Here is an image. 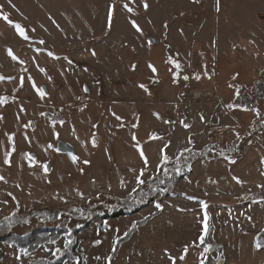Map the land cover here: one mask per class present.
Masks as SVG:
<instances>
[{
    "label": "rangeland",
    "instance_id": "obj_1",
    "mask_svg": "<svg viewBox=\"0 0 264 264\" xmlns=\"http://www.w3.org/2000/svg\"><path fill=\"white\" fill-rule=\"evenodd\" d=\"M0 6V97L7 98L0 105V223L17 211L24 218L9 222V235L53 226L43 211L71 210L78 260L59 264H172L169 256L175 264H264V246L256 248L257 241L264 245V0H0ZM61 141L75 148V163L58 150ZM205 145L216 148L211 159L198 156ZM191 147L188 174L157 181L152 202L138 196V205L128 204L145 182L161 178L164 164L163 177L177 167L179 149ZM142 204L148 206L134 215L89 220ZM142 222L110 262L116 242ZM201 236H208L204 253ZM64 244L29 255L2 244L0 264L53 261Z\"/></svg>",
    "mask_w": 264,
    "mask_h": 264
},
{
    "label": "trees",
    "instance_id": "obj_2",
    "mask_svg": "<svg viewBox=\"0 0 264 264\" xmlns=\"http://www.w3.org/2000/svg\"><path fill=\"white\" fill-rule=\"evenodd\" d=\"M238 98L236 99L235 104L236 103L238 104V101H239ZM246 103L247 102H245L244 104H245V107L247 108L248 104ZM248 110L250 109L248 108ZM255 110H258L259 112V109H255ZM254 113L256 114V111H254ZM261 117L262 115L259 112V116H257V119L258 118L260 119ZM253 128L258 129V127H256V124L253 125ZM232 147H234V145H232ZM213 148H215V146L213 147L212 145L207 146L201 154H198V156H201V157L205 156L206 158L211 159L213 155L215 154V152H212ZM194 155H195V152L193 151L181 153L174 162V165H177V167L172 168L170 172L166 174V177L162 176V174L164 173L163 172V168L165 167V164H164V166H162L159 169V177L161 178L157 177L158 179H155L150 182H145L143 188L137 192V195L130 196L128 200H126L128 204H131L132 206L138 205L137 202H135L138 196L144 198V200H146L147 202L149 201L148 203L152 202V199H153L151 198L152 189L156 187V186L153 187V185L157 181H160V180L167 181V178L168 180H170L169 182L173 183L175 179L176 180L180 179L184 175L188 174L191 171L190 166L195 161ZM178 167L180 168L178 169ZM158 193H161V195L163 194V192L160 191L159 189L157 190L156 194ZM149 195H151V197H149ZM164 195H167V194H164ZM147 206L148 204H142L141 207L135 210L134 212H132L129 209L128 211H123V212H111V211L95 212L94 214L89 216V220L92 221V220H95L96 218L101 219V220H106L110 218L116 219L122 216H130V215L139 213L140 211L145 209ZM38 213L39 212H37V215ZM72 213L73 212L71 210L61 211V212L56 211L53 214L52 212L43 211L41 212V214H39L41 215L40 217L46 219L47 221H50L54 225L44 228L42 230H39L38 232H35L28 237H23V236H18V235H9V232H10L9 222H15L14 224H16L17 221L19 222L24 219L23 217L19 216L18 211L15 212L10 218L5 219L4 222L0 223V260L2 256V251H1L2 244H11L13 247H16L17 249H19L21 253L29 255V254L36 252L37 250H39L42 246L46 244L55 243V242H58L60 239H64L65 240L64 247L62 249H59V252H57V250L55 251V256H54L53 261L39 259L33 264H59L62 262L63 263L65 262L76 263L78 260L77 250L79 248V240L76 238V233L69 231V228H68L70 218L73 216ZM35 214L36 212L32 215V217H34ZM144 222L135 223L133 227L124 235V237L120 238L116 242V245L110 255V259H109L110 262H113V259L117 256L121 245L125 241L130 239L131 236L137 230V228L141 226ZM207 237L204 236V243L200 244V247L203 249V253H204V249L206 248L205 242L207 240ZM209 259L210 257L208 256L207 261H209Z\"/></svg>",
    "mask_w": 264,
    "mask_h": 264
},
{
    "label": "snow or ice",
    "instance_id": "obj_3",
    "mask_svg": "<svg viewBox=\"0 0 264 264\" xmlns=\"http://www.w3.org/2000/svg\"><path fill=\"white\" fill-rule=\"evenodd\" d=\"M9 2H11V0H9ZM0 7H2V6H0ZM124 7H125V8H128V5L125 4ZM144 7L147 8L148 5L145 4ZM128 11H132V9H131V8H128ZM111 15H112V12L110 11V12H109V22L111 21ZM2 18H3L5 21H8L9 23H12V22L9 20V18H8L7 15H3ZM132 23H133V27H135L136 30H137L138 32L141 31V29L139 28V26L136 25V23H135L134 21H133ZM15 29H16V31L18 32V34H19L23 39H25V40L28 39V36L26 35L25 30H24L19 24H16V25H15ZM41 43H43V41H41ZM7 51H8V55H9L13 60H16V59H17V57L13 54V52H12L11 49H8ZM50 55H51V53H50ZM169 63H175V62L169 60ZM175 66H176L177 68L180 67L178 63H176ZM149 67L152 69L153 72L156 71L155 67L152 66L151 64L149 65ZM40 71L43 72L44 69H40ZM0 79H3V77H0ZM184 79L187 80L188 77H184ZM196 79H199V76H197ZM140 87H141V88H145L144 85H140ZM33 88L36 89L37 93L39 94V96H40L41 98H43V97L45 96V91H44L43 88H36V85H35L34 83H33ZM145 91H147L146 88H145ZM238 93H239V89H237V94H238ZM5 103H7V98H6V97H0V105H3V104H5ZM228 107L231 108V107H233V105H229ZM244 110L247 111L248 109L245 108ZM254 111H256L257 116H259V112H258V110H254ZM42 115H43V114H42ZM117 119L119 120V119H121V118H120V117H117ZM201 119H203V116L201 117ZM61 123H63V122H61ZM183 126H184L185 128L189 127V125H187V124H184ZM57 135H58V134H57ZM158 138H159V137H157L155 134H153L152 136H150V139H158ZM135 139H136V137L133 136V140H135ZM9 140H10V141L12 140V136H9ZM189 142H191V141H189ZM93 145L95 146V139H93ZM49 147H52V145H49ZM137 147H139V144H137ZM165 147H167V145H165ZM12 150L15 151V147H14V145H13V149H12ZM7 155L10 156L11 153H8ZM140 157L142 158L144 164L147 165V164H148V158L145 156V154H144V152H143L142 149L140 150ZM27 158H28L29 161L32 162L33 164L36 163L35 160H34V158H33L31 155H27ZM71 158H72V161H73L74 163L78 160V157H76L75 155H72ZM168 159H169V157H168L166 154H164V150L161 149V162H162V163H166V162L168 161ZM9 162H10V161H9L8 159L5 160V163H9ZM262 162H264V161H262ZM85 163H88V161H85ZM232 163H235V161H232ZM43 169H44L45 172H47V171H48V166H47V165H43ZM141 175H143V172H141ZM0 179H2V177H0ZM233 179H236L238 183L241 182V181H239L238 178H236V177H233ZM137 180H138V183H143V180H140L139 177H137ZM201 205H202V207H203L204 209H207V207H208V205H207L205 202H203V201H201ZM156 207L159 209V208H161V205H160V204H157ZM208 218H209V217H208L207 213L205 212L204 221H203V223H204V232H205V233H207V231H208V224H207V220H208ZM249 219H250V218H249ZM199 240H200V243H201V244L204 243V237H203V236H201V237L199 238ZM69 243H70V242H69ZM96 243H99V241H97ZM66 246H67V245H66ZM262 246H264V245H262L259 241H257V243H256V248H257V249H260ZM187 251H188V246H185V248H184V252L187 253ZM204 251L207 252V251H208V248H205ZM57 252H59V249H57ZM169 259L172 260V264H175V259H174L173 257L169 256ZM180 259L183 260V259H184V256H181ZM200 264H203V260H201Z\"/></svg>",
    "mask_w": 264,
    "mask_h": 264
},
{
    "label": "water",
    "instance_id": "obj_4",
    "mask_svg": "<svg viewBox=\"0 0 264 264\" xmlns=\"http://www.w3.org/2000/svg\"><path fill=\"white\" fill-rule=\"evenodd\" d=\"M58 150L62 153V154H66V155H75L76 154V150L75 148L67 143V142H64V141H61L59 144H58ZM31 155L34 160H37V156L36 154L34 153H31L29 154ZM191 167V166H190ZM48 169H49V166H48Z\"/></svg>",
    "mask_w": 264,
    "mask_h": 264
},
{
    "label": "crops",
    "instance_id": "obj_5",
    "mask_svg": "<svg viewBox=\"0 0 264 264\" xmlns=\"http://www.w3.org/2000/svg\"><path fill=\"white\" fill-rule=\"evenodd\" d=\"M211 74V73H210ZM237 74H234V76H236ZM205 77H207V75H204ZM212 76V75H211ZM229 87L231 86V84H229L228 85ZM237 89H239L238 87L237 88H231V90H232V92H233V94L235 95V96H237L236 97V99L239 97V94H240V89H239V93L237 94ZM234 96V97H235ZM190 139H191V137H190ZM208 145V144H207ZM207 145H205V146H207ZM192 148H194V147H191L190 149H187V150H182V149H179L178 150V152H177V154H176V158L181 154V153H184V152H187V151H191V150H194V149H192ZM258 153V152H257ZM257 155H260L261 157H262V154L260 153H258ZM253 157H254V155L253 154H250V159L253 161ZM260 161H261V159H260ZM183 197H181V199H182ZM184 199V198H183ZM187 200H190V199H188L187 198ZM184 201V200H183ZM185 202V201H184ZM190 202H193L192 200H190ZM182 210H183V212L186 210L185 208H181L180 209V212H182ZM198 243H199V239H198Z\"/></svg>",
    "mask_w": 264,
    "mask_h": 264
},
{
    "label": "built area",
    "instance_id": "obj_6",
    "mask_svg": "<svg viewBox=\"0 0 264 264\" xmlns=\"http://www.w3.org/2000/svg\"><path fill=\"white\" fill-rule=\"evenodd\" d=\"M184 121V120H183Z\"/></svg>",
    "mask_w": 264,
    "mask_h": 264
}]
</instances>
